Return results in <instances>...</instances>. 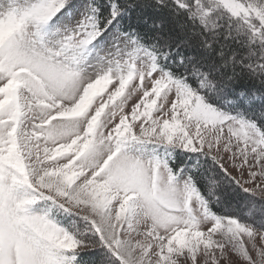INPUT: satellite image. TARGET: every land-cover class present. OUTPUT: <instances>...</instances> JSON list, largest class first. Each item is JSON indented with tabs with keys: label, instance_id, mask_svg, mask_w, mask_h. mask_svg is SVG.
Listing matches in <instances>:
<instances>
[{
	"label": "snow or ice",
	"instance_id": "snow-or-ice-1",
	"mask_svg": "<svg viewBox=\"0 0 264 264\" xmlns=\"http://www.w3.org/2000/svg\"><path fill=\"white\" fill-rule=\"evenodd\" d=\"M0 264H264V0H0Z\"/></svg>",
	"mask_w": 264,
	"mask_h": 264
},
{
	"label": "rangeland",
	"instance_id": "rangeland-1",
	"mask_svg": "<svg viewBox=\"0 0 264 264\" xmlns=\"http://www.w3.org/2000/svg\"><path fill=\"white\" fill-rule=\"evenodd\" d=\"M238 210H240V209H238Z\"/></svg>",
	"mask_w": 264,
	"mask_h": 264
}]
</instances>
